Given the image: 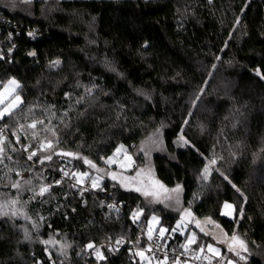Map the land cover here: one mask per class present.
Wrapping results in <instances>:
<instances>
[{
	"label": "trees",
	"instance_id": "obj_1",
	"mask_svg": "<svg viewBox=\"0 0 264 264\" xmlns=\"http://www.w3.org/2000/svg\"><path fill=\"white\" fill-rule=\"evenodd\" d=\"M262 76L264 0H0V85L16 78L23 98L0 121V129L8 124L0 264H37L49 254L82 264L91 241L103 259L96 253L88 264H143L135 248L147 245L143 233L154 211L135 191L110 190L106 174L98 190L75 188L74 174L99 172L118 145L134 152L156 130L166 152L153 155L155 174L169 188L181 186L183 207L195 219L193 248L213 240L202 226L216 222L246 244L240 264H264ZM34 121L43 123L30 128ZM180 137L188 143L178 146ZM49 140L52 149H37ZM46 155L52 159L41 163ZM63 161L74 167L66 177ZM17 181L21 187L12 188ZM42 185L50 187L41 196ZM111 198L124 209L104 204ZM225 202L236 206L233 217L222 214ZM158 209L155 232L166 225L169 235L176 217ZM54 236L69 247L56 249ZM186 237L171 236L180 243Z\"/></svg>",
	"mask_w": 264,
	"mask_h": 264
},
{
	"label": "rangeland",
	"instance_id": "obj_2",
	"mask_svg": "<svg viewBox=\"0 0 264 264\" xmlns=\"http://www.w3.org/2000/svg\"><path fill=\"white\" fill-rule=\"evenodd\" d=\"M10 79L16 78L12 77ZM6 80L3 85H0V91H3L4 85L8 83L10 80ZM19 82V81H18ZM20 84V82H19ZM19 89V88H18ZM18 89H16V94H18L21 97V100L23 101L22 95L20 92H18ZM7 103V101H6ZM21 105V104H20ZM33 123V122H32ZM121 145H123V149L121 152L117 153V148H119ZM178 146L186 145L185 139H180L177 141ZM114 152L110 154L106 160L109 157H112L115 160V163L108 164L109 166L106 168H99L96 167L98 171H92L90 168H87L84 170H76V175L79 178V181H83L85 178H90L91 183L93 185V181L96 182V185L99 186L101 182L105 179V175L109 176L113 180V184L115 186H122L126 190L135 191L136 188H141V191H135L139 193L145 205L149 207L151 211H154L150 217L148 222L147 231L144 232V236L146 238L149 237V229H151V235L155 232L157 226L159 225V222L161 220V215L159 214L160 210L163 208V210H169L173 213L175 218V223L172 228V230L169 233V237L173 236L176 232L180 233L182 236L187 235L183 245H187V247L184 248H190L194 247L191 243L189 244V240L193 237L197 236L196 229L192 227L193 222L195 223V219L193 214L191 213V216H185L184 210L186 208L183 207V191L180 186V191H172L177 186L169 188L165 186L156 176L155 170H154V163H153V155L155 153H165L166 148L164 144L163 137L161 135V132L158 130L151 132L143 141L142 143L135 148L134 152L128 151L126 145L120 144L118 145ZM125 156L131 157V162H129L127 159H125ZM141 156V157H140ZM89 165V164H87ZM214 164H211L210 161L208 162V174L207 177L210 176L211 172L214 170ZM80 173H87L86 176L79 175ZM115 173L116 178H112V174ZM139 173V175H137ZM127 178H134V179H125ZM154 181H159L160 185H163V187H159V185H155ZM95 186V187H97ZM153 191L154 195L145 196L142 194L143 190L145 189ZM226 203V202H225ZM223 204V210L222 212L229 213L227 216L233 217L234 211L225 209ZM229 203V202H227ZM232 204V203H229ZM234 205V204H233ZM153 217H156V221H153ZM183 217V218H182ZM210 228V229H209ZM212 228V230H211ZM161 229H166L163 233H161ZM203 231L207 233L208 235H211L213 237V240H210V242L207 243L205 247H203V251H200L201 246L195 247L199 254L204 255L207 257L212 264H240L238 260H240L241 256L245 257L244 254L237 255V252L240 253V248L233 245V242L228 237V235L224 232V230L221 229L218 223L208 221V224L203 223L202 226ZM158 233L164 235L167 233V226L166 225H160ZM53 246L56 249L63 248L66 249L69 247L68 242L63 238H57L53 237ZM208 245H212L214 249L217 251L212 252L209 251ZM146 247H136V253L140 257L141 261L145 264H160L158 261H155L151 259L148 254L146 253ZM234 249V250H230ZM141 248V249H137ZM143 253V255H139L138 253Z\"/></svg>",
	"mask_w": 264,
	"mask_h": 264
},
{
	"label": "snow or ice",
	"instance_id": "obj_3",
	"mask_svg": "<svg viewBox=\"0 0 264 264\" xmlns=\"http://www.w3.org/2000/svg\"><path fill=\"white\" fill-rule=\"evenodd\" d=\"M237 23H239V21H237ZM29 35H31V33H29ZM29 55H35V53L34 52H31V53H29ZM55 63L58 64L59 61H56ZM257 74L258 75L260 74L259 73V70H257ZM261 78L264 79V76H262ZM18 88H20L19 82L16 81L15 79H10L8 81V83L6 85H4L3 91H0V121L5 120L6 117L11 118L13 116L15 110L20 107V104L23 103V101L21 100V97L18 94H16V89H18ZM6 101H7V103H6ZM37 123H41L42 124L43 121H34L32 124L29 125V127L30 128H35L36 125H37ZM185 123H186V121H185ZM7 127H8V124L5 123L4 128H7ZM20 127L23 128L24 126L23 125H20ZM13 134H15V133H13ZM53 135H55V133H53ZM6 139H7V137L4 136V129H0V163H3L4 157L6 155L5 148L3 146L4 145V141ZM181 139H183V137H181ZM17 142H19V137H17ZM185 143L187 144L188 141L185 140ZM45 148H47V149H52L53 148V143H52L51 140H49L47 142V144H42L41 145V149H45ZM122 149H123V145H121L119 148H117V150H116L117 153L121 152ZM24 150L27 151V148H25ZM57 154L58 155H67V156H73L74 155L73 153H64V152L57 153ZM36 155H37L36 151H33V152L29 153L28 159L31 160L33 158V156H36ZM8 159H11V157H8ZM51 159H52V156L51 155H46V156H44L41 159L40 162L43 163L44 160H51ZM125 159H127L129 162H131V157L130 156H125ZM84 162L86 164H89L93 168L96 167V165L93 164L92 161L88 160L87 158H84ZM105 162L108 163V164H112V163H115V160L112 157H109ZM210 163L211 164H215L216 161L215 160H212V161H210ZM208 171H209V169L206 166L204 168V170H203L204 178H207ZM17 175H20V173H17ZM64 175L67 176L68 173L65 172ZM74 175H76V174H74ZM79 175L86 176L87 173H80ZM137 175H139V173H137ZM221 175H224V174L221 173ZM112 178L113 179L116 178L115 173L112 174ZM125 179H134V178H127V177H125ZM224 179L225 180H229V178H228L227 175H224ZM26 183H29L30 184L31 181H26ZM57 183H59V181H57ZM229 183H231L230 180H229ZM154 184L155 185H159V187H163V185H160L159 184V181H154ZM93 186L94 187L97 186L95 181H93ZM11 187L12 188L19 189L21 187V185H20L19 181H17V182L12 183ZM49 187L50 186H43L42 185L40 187V189H39V193L38 194L41 195V196L44 195L46 192L49 191ZM232 187L235 188L236 192H238L240 194V196H242V197L244 196V193L241 191L240 188H237L236 185H234V184L232 185ZM134 190L135 191H141V188H136ZM172 191L179 192L180 191V185H177V187L175 189H173ZM142 194L145 195V196H149V195H154L155 193L153 191H151V190H148L146 188L145 190H143ZM246 199L247 198L245 197V200ZM10 203L11 204H15V203H17V201L16 200H12V201H10ZM3 207H4V205L3 204H0V214L7 216L8 213L2 211ZM224 208L225 209H231L233 211H236V206L233 205V204H229L227 202L225 203ZM243 211H244L243 210V207L241 206L240 209H239V215L241 217L243 216ZM222 214L223 215H228L229 213L224 212ZM12 215H16V213L13 212ZM133 215H134V217H136V216H138V213H134ZM184 215L185 216H191V212L188 209H185L184 210ZM153 221H156V217H153ZM197 223H199V222H197ZM151 231L152 230L149 229V239L152 238L151 237ZM160 231H161V233H163L164 231H166V229H161ZM25 236H26V238H28L27 232L25 233ZM231 240H232L233 244L238 245L240 249H242L243 251H247L246 244L235 233H233V235L231 237ZM120 242L121 241H119V240L117 241V243H120ZM44 243H49V241H44ZM191 243H195V237H194V235L189 240V244H191ZM93 247H94V245H92V244H89L88 245V248H93ZM181 247H187V245H181ZM207 247H208L209 251H212V252L217 251L216 249L213 248L212 245H208ZM230 250H234V249H231V247H230ZM200 251H203V246H201ZM97 254H98V257L99 258L103 259V256L100 255L98 249H97ZM138 254L141 255V256L143 255L142 252L141 253H138ZM237 255H239V252H237ZM240 258L241 259H245V257H243V256H241Z\"/></svg>",
	"mask_w": 264,
	"mask_h": 264
},
{
	"label": "built area",
	"instance_id": "obj_4",
	"mask_svg": "<svg viewBox=\"0 0 264 264\" xmlns=\"http://www.w3.org/2000/svg\"><path fill=\"white\" fill-rule=\"evenodd\" d=\"M4 128V127H3ZM2 128V129H3ZM41 143L37 146V149L41 147ZM74 169L73 165H69L66 161L62 162V176L66 177L64 175L65 172L68 174L72 172ZM48 168H44V173H48ZM74 187L75 188H82V189H94L98 190L97 187H94L91 183L90 178H85L83 181H79L78 177L74 178ZM116 189V186L112 184L110 186V190ZM102 192L104 194H110L111 191L109 189L103 188ZM104 204H106L109 208H111L114 211H121L124 209L123 204L118 202L115 198H111L110 200L104 199ZM134 213L131 212L130 217L131 218H138V216L134 217ZM135 224H138V221H134ZM151 239H147V247H146V253L148 256L158 261L160 264H212L210 260L205 257L202 254H199L196 248L190 247V248H184L181 247L183 243H180L179 241H174L169 235L166 233L164 235L154 232L151 235ZM92 244L94 245L93 248H88V245ZM97 249L99 250V244L91 241L90 243L84 245L82 247V264H88V260L96 255ZM141 249V248H137ZM136 251V248H135ZM37 264H68L66 260L64 259H56L51 254L48 255L47 261L39 260ZM143 264H145L143 262Z\"/></svg>",
	"mask_w": 264,
	"mask_h": 264
},
{
	"label": "crops",
	"instance_id": "obj_5",
	"mask_svg": "<svg viewBox=\"0 0 264 264\" xmlns=\"http://www.w3.org/2000/svg\"><path fill=\"white\" fill-rule=\"evenodd\" d=\"M229 210H231V209H229Z\"/></svg>",
	"mask_w": 264,
	"mask_h": 264
}]
</instances>
